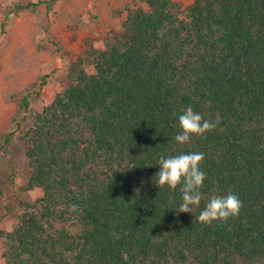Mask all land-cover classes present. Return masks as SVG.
<instances>
[{"label": "trees", "instance_id": "16d2710c", "mask_svg": "<svg viewBox=\"0 0 264 264\" xmlns=\"http://www.w3.org/2000/svg\"><path fill=\"white\" fill-rule=\"evenodd\" d=\"M62 0H21L2 24ZM121 30L86 50L66 86L41 111L28 87L15 129L28 166L5 199L0 184V258L5 264H264V0H132ZM191 107L215 127L178 144ZM202 152V199L178 212L180 188L155 185L158 160ZM14 172L13 174H15ZM41 190L31 200L28 193ZM234 193L239 215L210 225L195 217L213 196ZM17 216L10 231L8 218Z\"/></svg>", "mask_w": 264, "mask_h": 264}, {"label": "rangeland", "instance_id": "374dc122", "mask_svg": "<svg viewBox=\"0 0 264 264\" xmlns=\"http://www.w3.org/2000/svg\"><path fill=\"white\" fill-rule=\"evenodd\" d=\"M19 1L0 0V184L9 186V176L16 177L14 186L8 187L5 196L8 201L25 184L28 169L17 142L9 152L2 149V138L15 129L14 118L18 116L22 95L49 75L42 94L31 102L34 111L48 106L65 88L68 68L84 53L86 41L103 48L106 35L122 29L126 6L132 0H62L50 12L48 21L41 8L36 7L13 16L2 33L6 14ZM173 1L184 8L194 2ZM42 195L41 190L28 193L31 200ZM16 223L14 216L2 227L10 231ZM0 264H5L1 258Z\"/></svg>", "mask_w": 264, "mask_h": 264}, {"label": "clouds", "instance_id": "9594fccd", "mask_svg": "<svg viewBox=\"0 0 264 264\" xmlns=\"http://www.w3.org/2000/svg\"><path fill=\"white\" fill-rule=\"evenodd\" d=\"M180 132L174 136L178 144H187L193 136H203L211 131L215 124L202 118L200 113L191 107L185 109L178 116ZM204 159L202 152H181L175 156H161L158 160V172L155 185L160 189L167 186L170 190L180 188L181 203L178 212L191 213L194 207L200 205L202 199L201 188L205 180V172L200 168ZM242 202L234 193L211 197L204 208L195 217L198 223L210 225L213 222H224L230 217L239 215Z\"/></svg>", "mask_w": 264, "mask_h": 264}]
</instances>
